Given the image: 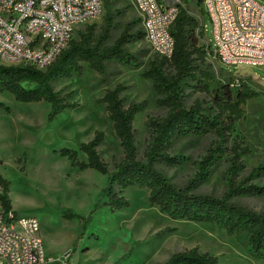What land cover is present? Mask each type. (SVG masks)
Masks as SVG:
<instances>
[{"label": "rangeland", "instance_id": "obj_1", "mask_svg": "<svg viewBox=\"0 0 264 264\" xmlns=\"http://www.w3.org/2000/svg\"><path fill=\"white\" fill-rule=\"evenodd\" d=\"M113 1L126 20L133 22L139 17L132 0ZM183 7L205 27V34H200L199 28L194 34L197 46L207 54L203 65L209 64L215 74V78L208 81V91L199 89L196 82L185 84V105L189 106L195 99L208 101L209 92L217 83H230L234 94L237 79H248V86L258 92V97L245 103V118L235 122L234 134L251 150L243 157L245 169L237 178V181L244 180L251 168L264 163V65L218 61L212 51L215 41L211 23L199 9L198 0H183ZM102 14L103 10L93 21L99 24ZM127 48L137 57L139 67H110L112 75L107 86L96 85L97 74L86 64L79 76L53 82L60 96L78 106L63 110L50 122L46 119L49 111L46 102L22 103L9 93L0 94V101L10 108L9 113L0 111V175L9 181L8 197L16 214L37 218L38 236L49 258L46 264H161L171 254L192 247L217 256L218 264H264V260L247 254L242 240L228 236L214 224L173 219L162 214L156 205L149 204L148 190L135 185L121 189V195L129 201L128 207L111 211L108 206H99L85 230L78 219L62 217L67 209L87 216L97 202L106 201L102 190L106 187L107 175L92 169L80 171L66 157L59 156L58 150L63 147L77 150L79 143L90 140L95 131H102L103 139L97 147L100 158L112 170L122 157L112 123L104 106L97 103L105 88L119 83L125 86L126 105L142 104L132 123L140 159L148 145L146 123L166 114L165 108L154 103L150 81L140 76L149 62L162 57L144 39L130 43ZM196 62L199 63L200 58ZM163 68L165 74L173 73L168 63H164ZM213 140V135L180 139L171 155L182 156L183 160L174 165L159 163L156 167L171 183L183 186L195 177L197 162ZM77 158L85 160L81 152ZM226 178L223 163L206 181L197 184L195 193L220 196L227 190ZM248 182L264 187V175L254 176ZM234 200L256 212H264V194ZM72 248H75L73 255L67 257L66 253Z\"/></svg>", "mask_w": 264, "mask_h": 264}, {"label": "trees", "instance_id": "obj_2", "mask_svg": "<svg viewBox=\"0 0 264 264\" xmlns=\"http://www.w3.org/2000/svg\"><path fill=\"white\" fill-rule=\"evenodd\" d=\"M102 7L100 23H86L45 70L22 64H0V94L9 93L15 101L22 103L46 102L49 104L46 119L50 122L63 110L78 106L76 102L66 101L60 96L54 90L53 82L79 76L83 64H86L97 74L96 85L107 86L112 75L110 67H139L137 57L127 46L144 39L140 17L133 22L126 20L113 0H102ZM178 8L170 30L174 39L170 59L151 61L140 73L151 83L154 103L166 109L163 118L150 119L146 123L149 139L143 159L138 157L132 126L142 104L130 102L126 105L123 100L125 86L119 83L105 88L97 103L104 106L123 154L110 170L97 151L103 139L102 131H95L90 140L79 143L77 150L67 147L58 150L59 156L66 157L80 171L92 169L107 175V184L102 190L106 201L97 202L87 216L67 209L62 217L78 219L85 230L99 206H108L111 211L128 207L129 201L121 195V189L135 185L148 190L149 204L156 205L162 214L173 219L214 224L228 236L242 240L250 257L264 260V212H256L234 200L236 197L264 194V187L248 182L254 176L264 175V163L257 164L244 180L237 181L245 169L243 157L251 150L234 134L235 122L245 118V103L258 97V92L248 86V79H237L234 94L230 83H217L209 92L208 101L195 99L189 106L185 105V84L196 82L199 89L208 91V81L213 80L215 74L209 64L203 65L207 54L197 46L194 32L199 28L200 34H203V26L184 7L179 5ZM197 58H200L199 63ZM164 63L173 69L172 74L164 73ZM25 83L31 86L27 87ZM0 111L9 113L10 108L0 101ZM207 135H213L214 140L197 162L195 177L185 185H174L157 169L159 163L174 165L183 160L182 156L171 155L176 141ZM78 152L84 154L85 160H78ZM223 163L226 165L227 190L220 196L195 193L197 184L206 181L212 171ZM8 185L9 181L0 175V206L3 212L12 210ZM74 250L72 248L66 256L73 255ZM161 264H218V257L192 247L171 254Z\"/></svg>", "mask_w": 264, "mask_h": 264}, {"label": "built area", "instance_id": "obj_3", "mask_svg": "<svg viewBox=\"0 0 264 264\" xmlns=\"http://www.w3.org/2000/svg\"><path fill=\"white\" fill-rule=\"evenodd\" d=\"M132 2L146 43L170 59V30L183 0ZM198 5L210 20L218 61L264 65V0H198ZM102 10V0H0V64L45 70ZM38 231L35 216L0 211V264H46Z\"/></svg>", "mask_w": 264, "mask_h": 264}, {"label": "crops", "instance_id": "obj_4", "mask_svg": "<svg viewBox=\"0 0 264 264\" xmlns=\"http://www.w3.org/2000/svg\"><path fill=\"white\" fill-rule=\"evenodd\" d=\"M12 210L14 211V209L12 208Z\"/></svg>", "mask_w": 264, "mask_h": 264}]
</instances>
